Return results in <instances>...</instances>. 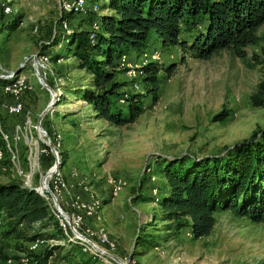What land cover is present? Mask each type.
I'll list each match as a JSON object with an SVG mask.
<instances>
[{
    "label": "rangeland",
    "instance_id": "374dc122",
    "mask_svg": "<svg viewBox=\"0 0 264 264\" xmlns=\"http://www.w3.org/2000/svg\"><path fill=\"white\" fill-rule=\"evenodd\" d=\"M101 1H95L99 6L97 14L66 16V31L78 30L87 35L94 20L99 29L98 17L110 13ZM60 2L0 0V9L1 4L9 8L0 25L15 18L12 30L0 26V71H14L21 64L19 73L28 76L34 89L30 103L34 119L50 101V95L29 75L30 58L23 59L41 52L51 57L65 43L62 28L54 31ZM199 22L192 29L183 30L180 39L190 41L191 35L201 28ZM257 34L263 41L245 48L246 62L224 50L207 59L193 58L178 47L161 48L152 37L143 51L145 57L141 53L119 57L114 78L124 84L119 91L142 95L140 113L133 122L122 126L94 118L91 106L80 98L78 91L85 86L89 75L77 68L76 58L50 61L59 94L41 122L48 133L59 135L61 178L72 185L73 192L77 191L75 194L79 193L81 199L91 195L99 202L104 217L102 227L114 243L113 249L103 247L108 253L127 264H264L263 222L221 211L215 214L209 235L191 239L187 227L182 226L185 220H165L155 202L159 191L164 189L160 171L166 159L216 155L264 126V108L252 107L249 102V94L264 67V23ZM253 56L262 63L256 64ZM148 61L159 66L154 101L145 95L139 76L133 77L127 66L139 69ZM170 66V72H165ZM51 78L45 81L53 87ZM118 103L122 105L121 101ZM48 168L39 167V170L44 173ZM33 172L37 175V168ZM9 181L20 182L10 166L6 172H0V184ZM117 183H121V190L112 197L110 190ZM83 223L95 226L88 217L83 218ZM61 235L62 239L56 242L42 241L35 252L56 243L61 245L58 255L70 264L85 260L90 264H114L82 252L77 244H69ZM26 246L28 249L26 242L0 235V264L24 263Z\"/></svg>",
    "mask_w": 264,
    "mask_h": 264
},
{
    "label": "trees",
    "instance_id": "16d2710c",
    "mask_svg": "<svg viewBox=\"0 0 264 264\" xmlns=\"http://www.w3.org/2000/svg\"><path fill=\"white\" fill-rule=\"evenodd\" d=\"M101 5L110 13L98 17L99 29L92 44L83 31L62 30L57 19L54 31L61 29L65 43L52 52L50 60L76 58L77 68L89 75L78 91L80 98L91 106L94 118L114 126L136 119L142 97L138 92L119 91L124 86L114 79L119 57L142 53L151 37L161 48L178 47L193 58L207 59L224 50L245 62V48L263 41L257 30L264 23V0H102ZM5 16L0 9V19ZM196 21L201 28L190 41L180 39L183 30L192 29ZM14 22L15 18L6 19L0 26L12 30ZM253 59L256 64L262 63L255 56ZM139 71L145 95L154 101L159 66L148 61ZM249 102L252 107L264 108V67ZM51 161L49 153L41 157V167ZM160 172L165 184L155 202L165 220H185L182 226L187 227L191 239L209 235L215 214L221 211L264 223V126L216 155L166 159ZM53 217L47 201L32 189L22 187L19 181L0 184V235L5 239L23 241L28 246L36 239L43 243L59 241L62 232ZM60 247L55 243L35 252L26 246L22 264H70L58 255ZM76 264L90 263L85 260Z\"/></svg>",
    "mask_w": 264,
    "mask_h": 264
},
{
    "label": "built area",
    "instance_id": "2783aa9c",
    "mask_svg": "<svg viewBox=\"0 0 264 264\" xmlns=\"http://www.w3.org/2000/svg\"><path fill=\"white\" fill-rule=\"evenodd\" d=\"M1 10L4 15L9 12V8L3 4H1ZM98 12L99 6L93 0H61L58 23L62 29L66 30V16L80 15L86 17ZM90 27L92 29L87 33L86 37L88 42L92 44L95 39V31L98 30L97 20H94ZM141 54L143 57L146 56L144 52ZM120 57L123 59L125 56L121 55ZM50 61V55L46 53L38 54L34 62L31 60L29 75L35 77L33 73L34 64L45 83L47 78L52 77L53 87L51 88L55 95H58L59 88L55 83L57 79L51 72ZM127 66L132 71L133 77L140 75L139 69ZM19 72L13 73L11 70L0 71V172H6L7 167H12L15 175L20 177L22 187L32 189L47 201L50 212L57 219L58 227L69 244H77L82 252H87L91 256L101 257L108 263L110 261L117 264L111 258L96 252L87 242L76 235V233H79L105 252L107 251L103 247L114 248V243L102 227L104 217L98 207L99 202L91 195H88L87 199L83 200L79 195L75 194L72 190V185L67 181L64 182L61 178L60 166L46 178L47 189L42 186V179L47 170L44 173L39 170V167H41L40 159L49 153L52 161L48 169L53 166L54 157L47 146L48 142H50L55 149L59 163V135L47 134L42 125V131L37 130L30 104L31 96L34 93L33 85L28 76ZM127 74H130V72L128 71ZM133 86H136V84H133ZM49 135H54V137ZM21 151L24 153L22 157ZM21 159H23V162H21ZM35 168H37V175L33 172ZM33 180L37 182L36 185L33 184ZM121 186V183L114 184L110 190V195L112 197L116 196L121 190ZM50 194L56 199L57 210L52 203ZM85 217L94 221L95 226L93 228L84 225L83 218ZM40 244H42V240L36 239L30 242L28 248L33 250Z\"/></svg>",
    "mask_w": 264,
    "mask_h": 264
},
{
    "label": "water",
    "instance_id": "95a60500",
    "mask_svg": "<svg viewBox=\"0 0 264 264\" xmlns=\"http://www.w3.org/2000/svg\"><path fill=\"white\" fill-rule=\"evenodd\" d=\"M38 55V53H35V54H31L27 57H24L23 61L26 60L27 58H31L32 62H34V60L36 59V56ZM22 61V62H23ZM20 67H21V64L18 65V67L13 71V73H18L20 71ZM33 73L36 77V80L37 82L39 83V85L44 88L45 90H47V92L49 93L50 95V101L46 104V106L39 112V114L37 115L36 119H35V126L37 127V130H40L42 131V127H41V119L43 118L44 114L48 111H50L52 109V106L54 105V102H55V92L53 91V89L48 86L41 78L40 74L37 72L36 68L34 67V64H33ZM51 154L53 155L54 157V163H53V166L48 169L45 173H44V177L42 179V186L47 189V181H46V178L49 177L53 171L55 169H57L59 167V163L57 161V156H56V153H55V149L54 147L52 146V144L50 142H48L47 144ZM51 196V200H52V203L55 207V209L57 210L58 208V205H57V202H56V199L55 197L50 194ZM76 235L80 238V239H83L85 242H87L96 252L98 253H101L109 258H111L114 262H116L117 264H127L126 262L122 261L121 259H119L118 257L108 253V252H105L103 249L99 248L98 246H96L95 244H93L91 241H89L87 238H85L84 236L80 235L79 233H76Z\"/></svg>",
    "mask_w": 264,
    "mask_h": 264
},
{
    "label": "crops",
    "instance_id": "0c3cea01",
    "mask_svg": "<svg viewBox=\"0 0 264 264\" xmlns=\"http://www.w3.org/2000/svg\"><path fill=\"white\" fill-rule=\"evenodd\" d=\"M72 190H73V187H72ZM73 191H74V190H73ZM75 193H77V191H76ZM78 195H79V193H78Z\"/></svg>",
    "mask_w": 264,
    "mask_h": 264
}]
</instances>
